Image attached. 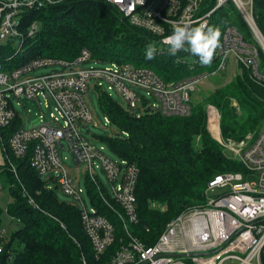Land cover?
I'll return each mask as SVG.
<instances>
[{
  "label": "built area",
  "instance_id": "obj_1",
  "mask_svg": "<svg viewBox=\"0 0 264 264\" xmlns=\"http://www.w3.org/2000/svg\"><path fill=\"white\" fill-rule=\"evenodd\" d=\"M104 1L114 5L131 25L156 36L158 44L167 49L162 41L172 32L169 21L192 20L214 27L217 11L231 4L255 44L248 42L229 19L221 29L220 46L208 65L213 68L169 82L163 81L152 69L129 62L80 66L93 60L87 48L81 49L72 60L36 57L10 69L0 68V142L1 129L17 115L15 100L18 105L22 98L34 99L41 111L38 124L26 125L22 117V126L11 134L7 148L1 142L2 163H7L16 174L8 150L20 158L32 142L31 166L44 177L48 188L55 185L79 209L83 229L96 257L113 242L115 230L95 206L86 205L81 173L84 181L89 179L99 184L101 179L96 170L99 169L106 179L103 183L108 194L100 192L99 197L108 206L119 207L128 223H135L138 220L135 204L138 168L125 159H112L103 147L94 146L86 138L93 119L85 97L88 89L115 91L125 108L137 117L147 111L184 116L190 113L191 95L197 83L206 75L240 64L252 80L264 79L260 61L261 55L264 58V31L255 12V0ZM49 2L51 0H0V43L13 37L22 39L20 15ZM38 30L39 22L32 21L27 27V36H34ZM198 59L190 60V66L194 67ZM43 66L57 70L29 74ZM148 96H152L154 102ZM210 112L215 114L219 129L217 109L211 105L207 107L208 120ZM105 123H109L107 117ZM217 136L223 149L229 150L227 154L241 164L243 171L216 175L207 185L204 204L189 208L170 220L153 244L146 245L127 232L128 240L121 243L107 264H264V122L255 137L247 135L236 142L221 139L218 131ZM60 149L73 155L78 164L68 167L59 154ZM249 175L256 179L249 182ZM216 189L220 192L211 194ZM5 236L1 228L0 251Z\"/></svg>",
  "mask_w": 264,
  "mask_h": 264
},
{
  "label": "trees",
  "instance_id": "obj_2",
  "mask_svg": "<svg viewBox=\"0 0 264 264\" xmlns=\"http://www.w3.org/2000/svg\"><path fill=\"white\" fill-rule=\"evenodd\" d=\"M255 4L262 8L257 12L255 7L262 28L264 0H255ZM217 15L214 27L222 29L229 18L224 8ZM34 20L39 22V30L28 37L27 27ZM19 26L22 39L13 37L0 43L1 69L22 65L36 57L72 60L83 48L89 49L97 62L145 66L166 82L213 68L202 66L199 61L194 67L190 66L192 61H180L179 57L184 55L191 56V60L195 57L183 50L171 56L167 48L158 46L156 36L131 25L114 5L104 0H51L40 9L22 13ZM150 42H155L158 50L154 59L147 60L146 45ZM94 90L109 123L124 132L123 136L114 134L106 139L110 150L138 168L137 222L128 223L119 207L115 204L110 207L101 200L100 192L108 195L102 179L99 184L85 179L90 203L115 230L113 242L96 257L79 209L60 200L57 187L48 188L47 181L31 166L32 142L20 158L7 149L16 174L7 163H2L0 187L9 190L11 201L6 211L20 225L4 237L0 264H107L121 243L128 240L127 232L146 245L153 244L170 220L204 204L207 185L216 175L243 171L241 164L227 155L209 132L207 106L217 109L224 140L237 142L247 135L253 137L264 122V79L252 80L245 69L206 97L195 101L191 98L190 113L184 116L147 111L137 117L107 92ZM21 126L22 117L17 112L14 120L1 129L4 147Z\"/></svg>",
  "mask_w": 264,
  "mask_h": 264
},
{
  "label": "rangeland",
  "instance_id": "obj_3",
  "mask_svg": "<svg viewBox=\"0 0 264 264\" xmlns=\"http://www.w3.org/2000/svg\"><path fill=\"white\" fill-rule=\"evenodd\" d=\"M226 7L227 8H225V12L227 14V17L229 19L233 20L235 25L238 27L239 31L243 34L244 38L248 42H250L251 44H255V42L252 39V36H251L249 29L239 19L235 8L231 4H229ZM255 7H256L257 12L260 9H262V8H260V6L258 4H255ZM262 29L264 31V19H263ZM158 46L163 47L160 45H158ZM179 59H180V61L186 62V61L191 60V56L184 55L182 57H179ZM179 59H177V60H179ZM260 61H261V72L264 74V58L262 55L260 56ZM110 63L111 62H109V61L97 62L96 60H91L87 63L81 64L80 66H88L91 64H93V65H109ZM115 63H117V62H115ZM244 69L245 68H243L240 64H233L231 66L229 65L224 70H218L217 72L206 75L205 77H203V79L200 82L197 83V88L194 91V93L191 95L192 100L195 101V100H199V99L206 97L209 92L216 89L217 87L224 85L226 82L231 80L236 74H238V75L241 74ZM53 70H57V69L50 67V66H47V67L43 66V67L35 68L29 74L30 75H39V74H43V73H49ZM233 73H234V75H233ZM138 91L141 93L146 92L145 90H142V89H138ZM107 93L113 98V100L116 101V103L118 105H121L122 100L120 99L119 95L115 91H111V92L107 91ZM85 97L87 99L89 106L91 107L92 114H93L92 122L89 123V127H88L90 130V133L85 134L86 138L94 146L103 147L104 148L103 150L105 151V153L109 157H111L112 159H115V160H119V157L114 152H112L110 150V148L106 142V139L112 137L114 134H119V135L123 136L124 132H122L120 129H118L114 124L105 123V113L103 112V110L100 107L97 92L93 88L90 87L88 89ZM148 98L150 99V101L154 102V98L152 96H148ZM19 101L20 102L17 105V103H16L17 100H15L14 105H15V108H16L19 116L23 117V119L26 120V125L38 124L39 123V116L38 115L41 111L37 105L36 100L22 98ZM206 111H207V108H206ZM209 124H210V127L208 125V118H207V127H208L209 132L211 133L213 138H215V139L218 138L219 133H218V136H217V134H216V136H214V134L217 133V131H218L217 123L216 122L213 123V120L210 119ZM218 126H219V122H218ZM256 134L253 137H255ZM220 137L222 139V136H220ZM224 152L227 154V153H229V150H227V152L224 150ZM59 154H60L63 162L68 167H70V168L73 167L72 158H71V155L68 151L60 149ZM2 155H3V152H2ZM227 155H229V154H227ZM79 168H81V170H82L81 166ZM96 170L99 173L100 179H102L103 182H106V179H105L103 173L99 169H96ZM81 176L82 177L80 180V184H81L82 188L84 189L83 196L85 198L86 205L90 208L92 206V204L90 203V199L86 193V188H85L84 183H83L84 175L81 173ZM247 179L249 182H253L256 179V177L254 175H249L247 177ZM55 191H56V194L60 200L65 201L66 203H69V204H74L73 201L71 200V198L66 196L59 188H57ZM219 192H220V190L216 189L215 191H212L211 194H217ZM10 201H11V196L9 194V190L7 189V187H3V188L0 187V207L2 209V228L4 229L5 234H8L9 232L14 231L20 225L16 221H12L10 219L7 211H6L7 204ZM184 260H186V259L184 258Z\"/></svg>",
  "mask_w": 264,
  "mask_h": 264
},
{
  "label": "clouds",
  "instance_id": "obj_4",
  "mask_svg": "<svg viewBox=\"0 0 264 264\" xmlns=\"http://www.w3.org/2000/svg\"><path fill=\"white\" fill-rule=\"evenodd\" d=\"M172 25V32L164 38L162 43L168 46L171 56L183 50L192 56L199 58L202 66L211 65L215 53L220 46L221 29L219 27L208 26L206 22H196L189 20L187 22L169 21ZM196 24L197 26H193ZM155 42L146 45L147 60L155 58L157 53Z\"/></svg>",
  "mask_w": 264,
  "mask_h": 264
},
{
  "label": "crops",
  "instance_id": "obj_5",
  "mask_svg": "<svg viewBox=\"0 0 264 264\" xmlns=\"http://www.w3.org/2000/svg\"><path fill=\"white\" fill-rule=\"evenodd\" d=\"M208 117V116H207ZM208 125H209V120H208ZM218 132H220V127L218 129ZM217 133L214 134V136H216ZM221 134V132H220ZM3 162V156H2V145H1V142H0V165L2 164Z\"/></svg>",
  "mask_w": 264,
  "mask_h": 264
},
{
  "label": "bare ground",
  "instance_id": "obj_6",
  "mask_svg": "<svg viewBox=\"0 0 264 264\" xmlns=\"http://www.w3.org/2000/svg\"><path fill=\"white\" fill-rule=\"evenodd\" d=\"M210 119H212L213 120V123H217V121H216V116L213 114V112H210ZM210 119H209V123H210ZM215 121V122H214ZM214 127V126H213ZM214 129V128H213ZM212 129V130H213ZM215 131V130H214Z\"/></svg>",
  "mask_w": 264,
  "mask_h": 264
},
{
  "label": "water",
  "instance_id": "obj_7",
  "mask_svg": "<svg viewBox=\"0 0 264 264\" xmlns=\"http://www.w3.org/2000/svg\"><path fill=\"white\" fill-rule=\"evenodd\" d=\"M71 158H72V162L74 164H78V160L73 155H71ZM181 255H183V254H181Z\"/></svg>",
  "mask_w": 264,
  "mask_h": 264
}]
</instances>
